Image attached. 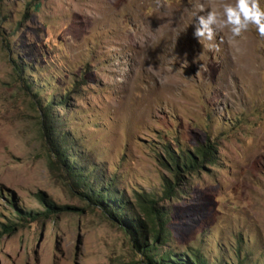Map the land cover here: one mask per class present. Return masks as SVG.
<instances>
[{
  "label": "rangeland",
  "instance_id": "rangeland-1",
  "mask_svg": "<svg viewBox=\"0 0 264 264\" xmlns=\"http://www.w3.org/2000/svg\"><path fill=\"white\" fill-rule=\"evenodd\" d=\"M222 2L234 0H0V264H141L49 156L50 100L90 179L132 206L156 199L170 250L264 264V38L253 27L229 42L225 29L200 44L193 6ZM208 144L216 163L176 182L163 148Z\"/></svg>",
  "mask_w": 264,
  "mask_h": 264
},
{
  "label": "trees",
  "instance_id": "trees-1",
  "mask_svg": "<svg viewBox=\"0 0 264 264\" xmlns=\"http://www.w3.org/2000/svg\"><path fill=\"white\" fill-rule=\"evenodd\" d=\"M34 4L33 9H38ZM53 102H48L42 110L41 130L45 147L49 156L59 163L66 180L72 187H79L80 192L92 206L101 210L109 219L119 225L127 234L132 248L141 257V264H209L203 255L194 248L186 249L182 254L170 250L169 245V219L168 215L158 206L152 195H138L134 206L127 198L118 192L112 180L104 175L90 179L85 166L79 165L68 155V144L60 132L51 122ZM58 106L65 102H58ZM175 153L168 147L163 153L169 164L176 182L181 173L191 174L197 172L203 164H215V148L213 145L197 146L193 153L177 148ZM81 163H83L81 161ZM165 169L167 166L162 165ZM100 187V188H97ZM167 199L176 198L177 192L172 185L164 188ZM40 203L46 207L45 202ZM167 247L166 250H160ZM212 264V263H211Z\"/></svg>",
  "mask_w": 264,
  "mask_h": 264
},
{
  "label": "clouds",
  "instance_id": "clouds-1",
  "mask_svg": "<svg viewBox=\"0 0 264 264\" xmlns=\"http://www.w3.org/2000/svg\"><path fill=\"white\" fill-rule=\"evenodd\" d=\"M157 6H161V0H157ZM193 7L196 9L192 13L193 37L200 44L214 41L225 29L230 33L229 42L236 41L253 27L264 38V7L259 0H234L218 5L197 3Z\"/></svg>",
  "mask_w": 264,
  "mask_h": 264
}]
</instances>
